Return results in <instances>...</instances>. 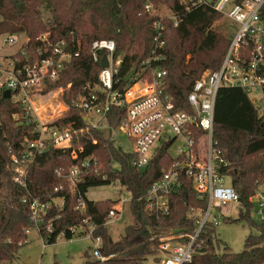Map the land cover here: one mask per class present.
Listing matches in <instances>:
<instances>
[{"label": "trees", "instance_id": "1", "mask_svg": "<svg viewBox=\"0 0 264 264\" xmlns=\"http://www.w3.org/2000/svg\"><path fill=\"white\" fill-rule=\"evenodd\" d=\"M147 4L152 8L149 11ZM161 7L179 20L176 27L163 20L166 30L160 68L166 71V91L182 104L194 81L205 71L219 68L229 46L234 27L221 14L207 7L186 12L179 0H0V36L24 34L32 55L40 45L37 39L41 35H46L50 44L66 41L72 50L77 49L78 42L79 49V57L66 64L59 78L48 82L44 90L46 93L70 85L60 96L69 109L58 125L72 123L77 129L72 146L68 150L48 149L28 163L30 178L26 187L13 182L11 158L22 159L21 143L30 127L13 119V115L22 114L18 104L0 99V264H13L27 241L23 231L31 226L30 210L23 199L49 204L38 232L44 245L55 244L60 236L71 240V227L85 232L89 224L93 226L92 237L100 239L96 252L104 260L90 258L93 250L88 248L81 264H153L160 235L194 231L195 221L188 214L204 209L205 202L198 198L187 178H182L180 190L170 195L168 216L157 218L145 211L148 189L173 162L168 146H162L145 169L138 170L133 166L134 156L110 140L109 130L87 127L83 115L71 107L84 84L95 83L102 69L100 61L93 62L91 56L95 40L115 43V57L122 59L115 75L117 86H125L124 78L133 69L134 81L149 79L150 68L142 63L154 47L152 24L159 19L156 13ZM219 19L229 22L230 34L215 29ZM261 19L264 20V6ZM122 114L123 110H111L107 125L117 127ZM212 140L223 160L219 172L229 178L238 197L237 218H225L223 223H245L256 232L250 231L245 238L243 252L232 253L219 239L216 226L208 224L197 240L191 264H264V222L251 219L253 197L264 184V121L242 90L226 88L218 92ZM79 147L84 152L73 160L70 151ZM86 160L89 165L72 193L64 175L73 165ZM109 185H118L130 195L127 208L132 223L115 241L109 234L107 216L116 201L93 202L86 198L89 189ZM59 186L62 190L54 191ZM78 199L84 202L82 211L77 209ZM84 220L88 225L83 224Z\"/></svg>", "mask_w": 264, "mask_h": 264}, {"label": "built area", "instance_id": "2", "mask_svg": "<svg viewBox=\"0 0 264 264\" xmlns=\"http://www.w3.org/2000/svg\"><path fill=\"white\" fill-rule=\"evenodd\" d=\"M179 2L186 12L202 7L210 8L234 27L219 68L194 81L182 104H177L173 95L166 91V71L160 68L166 30L160 17L152 24L154 47L149 58L142 63V66L150 68L149 79L134 81L132 78L125 86H117L115 75L122 59L120 56L115 57V43L105 39L95 40L91 44L92 60L100 61L102 68L103 59H106L107 67L101 69L95 83L86 82L71 102V107L83 115L87 127L109 130L110 140L114 143L119 142L121 137L130 142L131 151L120 148L134 156L133 166L138 170L145 169L162 146H168L167 152L173 162L148 189L145 204L147 213L157 218L168 216L170 195L180 190L182 178L191 181L193 191L205 202L204 209L191 210L188 214L195 221L193 232H165L158 237L153 264H191L197 240L205 226L211 224L217 227L221 221L223 223L226 218L223 213H229L232 204L238 203L236 192L230 184L225 185L226 176L219 172L223 160L213 146L214 107L218 92L226 88L242 90L264 121V20L261 19L264 0H242L239 3L235 0ZM145 8L148 11L152 9L149 4ZM168 19L174 27L178 25L179 20L172 12ZM22 35H7L4 41L9 47L16 46L19 50L16 55L0 56V99H4V93L8 92L7 100L22 109L21 116L13 115V119L30 127L21 143L22 159L16 156L11 158L13 182L26 187L30 178L28 163H32L48 149L68 150L72 146L77 129L72 123L58 125L69 107L66 105L67 110L50 114L46 108L44 98L47 94L44 90L48 82L59 78L66 64L79 57V49L78 42L77 49L72 50L66 41L50 44L47 36L41 35L37 39L40 45L32 55L26 48L28 38L24 40ZM113 109L123 110L115 128L107 125V118ZM178 140H181V144L173 157L170 151ZM83 152L82 147L72 149L70 157L77 160ZM88 165L86 160L68 169L64 178L70 192H75L76 184ZM61 190V186L54 188V191ZM114 201L116 204L108 212L107 224L122 219L124 207L130 199L118 198ZM22 202L29 203L31 226L23 231L27 237L32 230L39 232L41 218L49 209V204L28 202L26 199ZM253 205L256 206L258 222L263 223L264 191L258 190L255 193ZM77 209L84 210V202L80 199L77 200ZM83 224L88 225V220H84ZM69 231L73 238L82 232L74 227L69 228ZM93 231V226L89 224L88 230L82 234L92 242ZM94 240L93 258L103 261L104 258L96 252L100 239Z\"/></svg>", "mask_w": 264, "mask_h": 264}, {"label": "rangeland", "instance_id": "3", "mask_svg": "<svg viewBox=\"0 0 264 264\" xmlns=\"http://www.w3.org/2000/svg\"><path fill=\"white\" fill-rule=\"evenodd\" d=\"M157 16L163 20L168 19L171 12L165 8L161 7L157 11ZM229 22L225 19H219L215 23V29L224 34H230ZM7 35L0 36V56H12L18 53L19 48L9 47L5 44ZM26 36L22 35V39L25 40ZM21 42V41H20ZM210 71H205L202 76ZM68 90L64 88H55L46 92L47 96L44 98L45 103H47V110L50 114H57L58 112H63L66 109V104L61 101L60 96L65 91ZM250 98L253 96H249ZM256 105L258 103H255ZM181 140L171 148V155L174 157L180 147ZM117 147H121L125 151H131L132 146L129 141L124 137H121L119 142H115ZM230 180L228 177L225 178V185L228 186ZM259 190L264 191V184L259 188ZM86 198L93 202H107L108 200H115L118 198L130 199L129 194L119 187L118 185L100 186L91 188L86 194ZM238 203H234L231 206L229 213H223L226 218L236 219L238 216ZM256 206L253 207L251 211V219L253 221H258L256 216ZM132 223V217L127 208V203L124 207L123 217L121 220L111 223L109 225V234L115 241L122 234L124 227L127 224ZM250 229L245 223H230L224 224L222 221L216 227V233L219 239L231 250L232 253H241L244 251L245 238L249 235ZM255 234V230L251 231ZM85 234L78 232L74 238L71 240H66L62 236L58 237L56 243L53 245H44L41 238L36 231H31L30 235L27 236V241L25 245L18 252L13 264H81L84 262L83 253L88 250V248L94 247L96 241L92 238V242L84 238ZM92 250V249H91ZM91 254V252H90ZM90 258L94 259L92 255Z\"/></svg>", "mask_w": 264, "mask_h": 264}, {"label": "water", "instance_id": "4", "mask_svg": "<svg viewBox=\"0 0 264 264\" xmlns=\"http://www.w3.org/2000/svg\"><path fill=\"white\" fill-rule=\"evenodd\" d=\"M107 67V62H106V59H103V63H102V68H106ZM135 72H136V69H133L125 78H124V83H128L132 78L133 76L135 75ZM3 98L4 99H8L9 98V93L8 92H5L4 95H3Z\"/></svg>", "mask_w": 264, "mask_h": 264}]
</instances>
